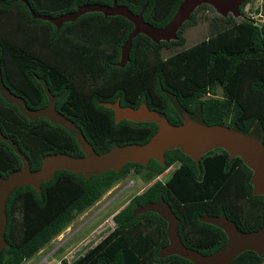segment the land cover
Masks as SVG:
<instances>
[{
  "label": "trees",
  "instance_id": "16d2710c",
  "mask_svg": "<svg viewBox=\"0 0 264 264\" xmlns=\"http://www.w3.org/2000/svg\"><path fill=\"white\" fill-rule=\"evenodd\" d=\"M26 1L34 13L49 16L73 11L83 3H111V0ZM115 1L134 14L142 9L143 20L157 27L171 18L180 2ZM248 1L239 5V12ZM201 8L211 7L198 5L177 30L174 40L154 43L143 34L134 36L128 62L124 67H118L112 62L118 61L119 47L132 29V24L124 17H104L100 12H88L74 21L62 23L56 29L49 21L33 19L21 1L0 0V21L7 20V26L16 34L13 38L0 33L2 81L10 91L23 98L27 107L35 109L44 105V93L33 73L52 69L45 66L43 57L70 48L71 42L66 41L65 33L73 29L77 31L79 24L77 35H85L95 41L96 47L90 42L89 46L94 48L91 53L113 54L105 60V66L119 74H106L103 87L115 90L116 94L111 98L90 97L88 107L69 106L66 102L72 92L68 83L62 82L56 90L50 86L49 89L52 93L63 90L55 109L79 125L94 151L101 153L113 144L143 143L156 130V125L148 121L121 119L115 122L112 110L98 104L97 100L112 101L118 95L120 104L135 107L144 98L147 107L163 112L169 123H180L161 88L175 94L188 111H194L199 106L202 119L207 124L230 126L235 123L247 131L259 120L261 141L264 143V20L256 23L252 18L236 21L230 15L219 16L218 20L229 24L223 30L166 58L160 56L162 48L183 44L184 28L195 23V14ZM257 13L264 17V0H260ZM35 27L39 29L34 30ZM84 30L91 33L87 35ZM100 43L102 46L98 47ZM78 45L73 43L68 53L81 52ZM34 50L44 54L36 56ZM95 58L91 56V60L85 62L92 65ZM52 67L58 65L55 63ZM92 67L95 68L94 65ZM54 74L63 77L60 72ZM43 78L47 80L46 76ZM217 87L220 89L219 96L215 95ZM134 97V103H129ZM0 134L10 138L24 154L30 170L38 169L42 157L48 153L82 155L75 139L60 125L44 117L30 120L19 112L16 105L7 103L1 96ZM163 159V165L154 159H149L144 165L128 162L117 171L107 170L87 178L59 169L48 181L40 183L39 191L30 185L19 186L9 195L5 206L6 223L0 264H22L28 260L130 171L146 183L172 163L178 166L168 178L153 180L113 214L115 228L104 242L88 248L70 262L62 258L59 264H149L151 261L158 264H192L173 254L164 258L156 256L158 249L167 243L166 223L157 214L145 212L129 219L136 204L153 202L158 196L177 217V232L182 244L204 255L218 250L225 243L226 236L220 228L199 221L198 217L203 213L218 215L224 212L241 231H254L264 225V195L252 193L249 182L251 170L238 156L229 159L225 150L216 147L202 154L195 163L176 147L165 150ZM20 164L18 155L0 139V176H7ZM263 259L264 253L257 255L251 250H244L229 264H259Z\"/></svg>",
  "mask_w": 264,
  "mask_h": 264
},
{
  "label": "water",
  "instance_id": "95a60500",
  "mask_svg": "<svg viewBox=\"0 0 264 264\" xmlns=\"http://www.w3.org/2000/svg\"><path fill=\"white\" fill-rule=\"evenodd\" d=\"M18 1L26 5L33 19L49 21L56 29L62 23L74 21L80 15L88 12H100L104 17L113 15L124 17L132 24V29L119 47L116 66L122 67L128 60L131 39L137 34L145 35L154 43L174 40L177 38V30L182 23L190 18L191 13L198 5H209L221 17L228 14L235 17L239 15V5L245 0H180L171 18L161 27L144 21L142 9L134 14L125 5L118 4L115 0H111L110 5L97 2L83 3L76 6L73 11L57 16L36 14L26 0ZM39 82L47 98L46 104L42 107L35 109L27 107L22 97L14 94L4 85L1 73L0 96L7 103L16 105L19 112L30 120L44 117L51 123L60 125L75 139L82 155L73 156L63 152L48 153L42 157L38 169L30 170L24 154L10 138L0 134V139L12 148L21 162L20 166L7 176H0V249L4 245L5 206L9 195L16 188L24 185H30L39 191L40 183L48 181L59 169L71 171L87 178L107 170L117 171L128 162L144 165L149 159H154L163 165V152L176 147L184 155L198 163L202 154L220 147L227 152L229 159L238 156L251 170L249 182L252 185V193L264 195V143L261 141L262 126L259 120H256L247 131L235 123L230 126L207 124L202 119L199 106L194 111H188L179 103L175 94L161 88L181 122L178 124L169 123L163 112L149 109L144 98L136 107L120 106L118 99L114 102H100L101 105L113 111L115 122L120 119L134 122L148 121L156 125V130L143 143L113 144L106 151L98 153L94 151L74 122L54 108L57 96L49 92L42 79H39ZM145 212L157 214L166 223L167 243L158 249L156 254L158 258L173 254L187 259L192 264H229L235 256L244 250H251L257 255L264 253V225L254 231H241L232 220L225 216L224 212H220L218 215L203 213L198 217V220L220 228L226 236L225 243L218 250L204 255L182 244L177 232L178 219L161 196H158L153 202H146L143 205L136 204L129 219Z\"/></svg>",
  "mask_w": 264,
  "mask_h": 264
},
{
  "label": "rangeland",
  "instance_id": "374dc122",
  "mask_svg": "<svg viewBox=\"0 0 264 264\" xmlns=\"http://www.w3.org/2000/svg\"><path fill=\"white\" fill-rule=\"evenodd\" d=\"M260 0H249L242 8V12L239 15L233 17L236 21L243 18H252L256 23L263 21L264 17L261 18L257 9L259 7ZM212 8H201L195 14V23L193 25L186 26L182 32L184 42L182 45H173L168 48H162L160 51L161 58L170 56L174 52L191 46L199 41L212 36L215 32L223 30L227 27L226 22L217 19L219 17ZM227 16V15H226ZM224 16V17H226ZM221 17V16H220ZM5 19L0 21V33L7 37L15 38L16 34L12 33L11 28L7 26ZM94 23L95 21H91ZM78 26H80L78 24ZM77 27L68 33H65V39L73 43H78L80 47L83 45H90V42L94 40L89 39L85 35H77L80 28ZM39 27H35L34 30H38ZM87 35L90 31L84 30ZM77 37H84L81 39L82 43L79 42ZM65 46V45H64ZM96 47V45H93ZM102 44H98L101 47ZM70 48L62 52H51L48 56V61L55 64L57 62L65 63L62 55L68 53ZM92 50L94 49L91 46ZM33 53L37 56L43 55V52L34 50ZM215 95H220V89L217 87ZM171 166L165 168L159 173L153 180L158 179L163 181L166 179L169 171L172 169ZM152 180V181H153ZM150 182H142L134 171H130L126 177L114 184L90 207L84 212L78 214L63 230H61L55 237H53L44 247L39 249L32 257L28 260L23 261L22 264H59L60 259H65L68 262L77 258L83 252H85L91 246L102 243L106 238L111 235L115 228V223L112 220L113 214H115L134 194L139 193L143 190ZM149 264H158L150 262ZM264 264V259L259 263Z\"/></svg>",
  "mask_w": 264,
  "mask_h": 264
},
{
  "label": "flooded vegetation",
  "instance_id": "af4514ba",
  "mask_svg": "<svg viewBox=\"0 0 264 264\" xmlns=\"http://www.w3.org/2000/svg\"><path fill=\"white\" fill-rule=\"evenodd\" d=\"M82 38H84V37H77V39L79 40L80 43H82V41H81ZM91 51H92V48L90 46H83V47H81V52H79V53L63 54L62 57H63L65 63L57 62L56 65H58V67H52L53 64L48 61V56L43 57V62L45 64V66L51 67L52 69L49 70V68H48L47 70L44 69L42 71H39V73H33V76H34V79L39 83L40 87L42 88L43 93H44V89H43L41 83L39 82V79H42L44 81L46 87L48 88L49 92L52 95L57 96V99L54 102V108H55L56 102L60 101L61 97L63 96V90L60 92L52 93L49 89V86L52 90H56L62 85V82L68 83L69 87H70V91L72 92L70 99L66 102V104H68L69 106H75V105L81 106L82 105V106L88 107L90 105L91 98L94 96L95 97H102V98H111V97H113V95L116 94L115 90H106V88L103 87V84L105 83V79H106V74H113V73L119 74L118 72H115L111 69H107L105 66V60L110 58L113 54L111 52H104L102 54L101 53L93 54V53H91ZM91 56L97 57V58H95L96 61H94L92 63V65L89 62H87V63L85 62L86 60H91ZM128 59H129V57H128ZM82 61H84V62H82ZM116 62L117 61H114V62H112V64H114L116 66ZM127 62H128V60L124 63V65ZM93 65L95 66V68L92 67ZM124 65L122 67H124ZM53 69H55V70H53ZM54 72H60L63 75V77L60 78L58 75L54 74ZM124 72H125V70H124ZM43 76H46L47 80H45L43 78ZM48 82H50V84ZM44 96H45V103H44V105H45L47 102V98H46L45 93H44ZM116 99H118V104L120 106L133 107L130 104H126V105L120 104L118 95L112 101L97 100L96 102L98 104H100V102H114ZM135 99H136V97L132 98L131 100H129L130 101L129 103L133 104ZM44 105H42V106H44ZM42 106H40V107H42ZM112 115H113V111H112ZM113 119H114V117H113ZM171 165H172V167H171L172 169L169 171L166 178H168L170 176L171 172L175 168H177V166H178L177 163H172L169 166H171ZM148 185L144 189H146L148 187ZM211 185H213V184H211ZM143 190H141L140 192H142Z\"/></svg>",
  "mask_w": 264,
  "mask_h": 264
}]
</instances>
